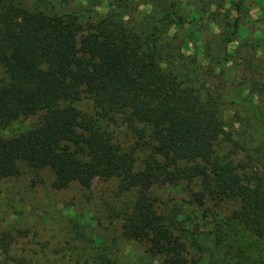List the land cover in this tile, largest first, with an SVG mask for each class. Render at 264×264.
Segmentation results:
<instances>
[{"label":"trees","instance_id":"obj_1","mask_svg":"<svg viewBox=\"0 0 264 264\" xmlns=\"http://www.w3.org/2000/svg\"><path fill=\"white\" fill-rule=\"evenodd\" d=\"M149 1L159 14L147 26H138L127 20L136 9L134 0H112L107 13L94 21L66 10L31 12L0 0V65L7 75L0 83V122L43 113L37 127L0 138V179L16 174L19 163L36 167L42 161L53 173L56 190L124 174L121 191L135 192V199L123 212L121 236L144 244L145 264H190L184 242L173 223L157 213L150 190L171 184L178 164H203L223 186L213 193L207 185L208 196L236 202L235 219L264 237V177L251 180L234 163L233 152L219 154L226 141L220 87L200 78L193 65L196 57L178 62L186 45H196L202 18L192 17L190 0ZM205 6L206 23L222 28L217 50L228 55L227 47L247 17L245 0H207ZM204 50L212 51L209 42ZM219 61L208 58L206 77L212 79ZM251 86V96L264 100V84L254 81ZM83 94L97 118L73 106ZM257 119L264 125V111L257 112ZM118 120L147 152L138 170L133 153L122 152L103 125ZM199 195L196 201L202 204L205 194ZM10 244L1 238L4 253ZM9 257L11 264H29L25 258ZM97 260L110 263L108 256L98 255Z\"/></svg>","mask_w":264,"mask_h":264},{"label":"rangeland","instance_id":"obj_2","mask_svg":"<svg viewBox=\"0 0 264 264\" xmlns=\"http://www.w3.org/2000/svg\"><path fill=\"white\" fill-rule=\"evenodd\" d=\"M48 1L55 6H49ZM111 1L10 0L31 12L51 14L66 10L83 14L91 21L107 13ZM134 1L136 9L127 16L128 22L147 26L149 18L159 14L158 8L149 0ZM206 2L190 0L189 7L195 12L192 17L195 21L202 18L204 25L196 29V45H186L178 62L187 63L196 57L193 65L198 67L200 78L220 87L226 141L219 146V154L233 152L234 163L251 180L264 177V125L257 119V112L264 111V100L251 96L255 91L252 82L264 84V0H245L247 17L239 36L227 47L228 55L217 50V44L222 45V28L206 23ZM226 8L228 4L220 14ZM229 16L234 17L235 13L230 12ZM207 42L211 52L204 50ZM210 56L214 63L220 60L219 65L213 66L212 79L205 76L211 67L207 62ZM193 65L189 63L190 67ZM6 81L5 69L0 65V83ZM73 106L82 114L97 118L87 95L83 94ZM42 117L43 113H38L0 122V138L10 139L27 132L37 127ZM103 125L108 126L113 143L122 152L133 153L134 168L138 170L147 152L136 146L131 131L121 120L104 121ZM174 173L171 184L154 186L150 196L157 213L173 223L175 234L185 244L189 263L264 264V237L255 236L235 219L237 203L215 198L214 194L208 196L207 185L213 193L223 190L208 168L182 163ZM125 177H95L86 186L73 182L56 190L52 186L53 173L44 161L36 167L19 163L16 174L0 179V264H11L9 256L25 258L29 264H99L98 255L108 256L109 264H145L148 260L144 244L121 236L123 212L135 199V192L121 191ZM201 192L205 194L202 204L196 201ZM2 237L11 241L8 253L2 250Z\"/></svg>","mask_w":264,"mask_h":264}]
</instances>
